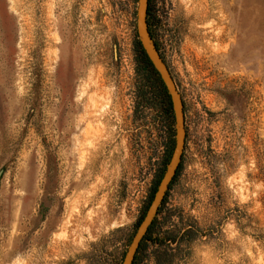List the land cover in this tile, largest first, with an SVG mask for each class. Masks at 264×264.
Listing matches in <instances>:
<instances>
[{
  "label": "rangeland",
  "instance_id": "obj_1",
  "mask_svg": "<svg viewBox=\"0 0 264 264\" xmlns=\"http://www.w3.org/2000/svg\"><path fill=\"white\" fill-rule=\"evenodd\" d=\"M137 7L0 0V264L123 263L176 135ZM150 7L187 137L135 264H264V0Z\"/></svg>",
  "mask_w": 264,
  "mask_h": 264
},
{
  "label": "water",
  "instance_id": "obj_2",
  "mask_svg": "<svg viewBox=\"0 0 264 264\" xmlns=\"http://www.w3.org/2000/svg\"><path fill=\"white\" fill-rule=\"evenodd\" d=\"M148 7L149 0H138L137 33L148 59L159 74L170 96L175 119V147L165 173L159 182L157 190L143 220L137 228L122 264H134L135 257L139 251L141 243L145 239L150 227L157 217L159 209L170 189L171 183L177 175L182 162L187 137L183 99L150 33L148 24Z\"/></svg>",
  "mask_w": 264,
  "mask_h": 264
},
{
  "label": "trees",
  "instance_id": "obj_3",
  "mask_svg": "<svg viewBox=\"0 0 264 264\" xmlns=\"http://www.w3.org/2000/svg\"><path fill=\"white\" fill-rule=\"evenodd\" d=\"M150 2H151V0H149V7H148V24H149V30H150V33H151V35H152V37H153V39H154V36H153V30H152V26H151V7H150ZM138 45H139V52H140L142 58L145 60V63L148 64L150 67H152L153 70L155 71V73L158 75L157 71L154 69L152 63H151L150 60L148 59V57H147V55H146V53H145L143 47H141L140 43H138ZM179 168H180V167H179ZM178 171H179V170H178ZM177 174H178V172H177ZM175 178H176V177H175ZM161 179H162V178H161ZM173 182H174V180H173ZM173 182L171 183V185L173 184ZM155 190H157V189H155ZM155 192H156V191H155ZM154 194H155V193H154ZM167 194H168V193H167ZM153 197H154V196L151 197L150 203H151ZM166 197H167V196H166ZM166 197H165V199H166ZM164 201H165V200H164ZM164 201H163V204H164ZM163 204L161 205V207H160V209H159V212L161 211V208H162ZM149 205H150V204H149ZM159 212H158V214H159ZM156 220H157V217L155 218V220H154L152 226L150 227V229H149V231H148V233H147L145 239H144L143 242L141 243V246H140V248H139V251H140V249L142 248L143 244L148 240L149 236L151 235V233H152V231H153V228H154V226H155ZM139 251H138V252H139ZM137 254H138V253H137ZM136 259H137V255H136V257H135L134 264H135V262H136Z\"/></svg>",
  "mask_w": 264,
  "mask_h": 264
},
{
  "label": "bare ground",
  "instance_id": "obj_4",
  "mask_svg": "<svg viewBox=\"0 0 264 264\" xmlns=\"http://www.w3.org/2000/svg\"><path fill=\"white\" fill-rule=\"evenodd\" d=\"M89 108H91L90 106H89ZM94 109V108H93ZM89 110V109H88ZM95 110H96V108H95ZM102 110V109H101ZM93 111V110H92ZM93 113V112H92ZM98 113V112H97ZM101 113V112H100ZM91 114V113H90ZM102 114V113H101ZM88 115V114H87ZM92 116V115H91ZM103 116V115H102ZM89 117H90V115H89ZM97 117V116H96ZM87 119V118H86ZM97 119H99V117L97 118ZM89 120V119H88ZM88 128H90V127H88Z\"/></svg>",
  "mask_w": 264,
  "mask_h": 264
},
{
  "label": "flooded vegetation",
  "instance_id": "obj_5",
  "mask_svg": "<svg viewBox=\"0 0 264 264\" xmlns=\"http://www.w3.org/2000/svg\"><path fill=\"white\" fill-rule=\"evenodd\" d=\"M172 104V103H171Z\"/></svg>",
  "mask_w": 264,
  "mask_h": 264
}]
</instances>
